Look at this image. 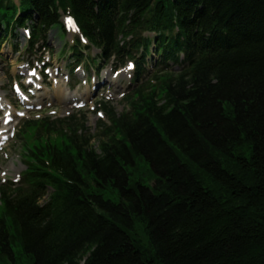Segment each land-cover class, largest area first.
<instances>
[{"label":"trees","instance_id":"1","mask_svg":"<svg viewBox=\"0 0 264 264\" xmlns=\"http://www.w3.org/2000/svg\"><path fill=\"white\" fill-rule=\"evenodd\" d=\"M66 16L67 69L131 61L134 84L97 148L76 115L25 121L0 261L264 264V0H0V52L53 53Z\"/></svg>","mask_w":264,"mask_h":264},{"label":"rangeland","instance_id":"2","mask_svg":"<svg viewBox=\"0 0 264 264\" xmlns=\"http://www.w3.org/2000/svg\"><path fill=\"white\" fill-rule=\"evenodd\" d=\"M77 34V30L69 29L64 41L52 35L48 43L53 53L37 51L36 55H30L25 49L15 53L10 45L5 44L2 47L0 52V187L19 182L21 173L25 171L24 139L20 135L22 134L20 130L26 120L49 117L56 121L76 115L81 120L80 123L84 122L85 125V129L79 131V134L91 137V144L97 148L98 124L101 120L106 121L103 110H98L100 105L109 103L119 114L127 109L124 99L130 92H126V88L133 74L127 68L123 67L118 74H114L110 65L104 67L101 76L106 85H103L104 89L100 91L98 89L92 91L91 75L88 76L90 83L85 82L87 72L89 74L93 72L87 67H84L87 72L83 67L76 68L77 71L74 70L73 73L71 71L69 73L66 69L69 61L62 57L61 52L65 43H72ZM98 53V50L92 49L91 59ZM152 61V59L149 60V65ZM69 74L74 80L81 81L74 90L68 82ZM147 76L148 74L145 75ZM153 182L154 179L149 181V186H152ZM138 231L143 233L140 227ZM0 264L13 263L0 261ZM16 264L31 263L27 257L23 256L17 259Z\"/></svg>","mask_w":264,"mask_h":264}]
</instances>
